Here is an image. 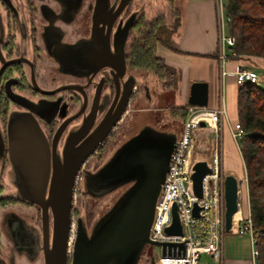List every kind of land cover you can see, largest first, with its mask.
Wrapping results in <instances>:
<instances>
[{"label": "water", "instance_id": "95a60500", "mask_svg": "<svg viewBox=\"0 0 264 264\" xmlns=\"http://www.w3.org/2000/svg\"><path fill=\"white\" fill-rule=\"evenodd\" d=\"M124 2L125 0L122 1L121 6ZM106 44L108 45V42ZM64 53L66 52L59 50L55 55L63 58V56L66 57ZM110 55L108 46L102 52L96 50L89 52V57L97 58V60L105 59L101 63L111 66L116 72L114 74L116 90L117 94L121 93L119 102L115 105L118 99L115 97L104 116L98 120L102 105L98 103L100 90H97L92 106L84 114L80 126L69 135L64 160L53 164V175L49 181L46 199L48 183L46 173L49 162L43 158L45 146L37 133L38 122L30 112H16L9 118L8 150L14 157V165L23 173L21 180L23 193L40 202L43 207L44 264H69V254H71L70 264H138L146 244H160L152 240L149 234L157 199L169 170L171 155L182 130L165 129L147 122L121 140L115 146L110 158L88 171L86 185L91 195H103L116 191L119 187H124V189L115 199V203L113 202V207L97 223H94L91 229L87 227L82 217H78L75 236L69 240V229L73 230L72 209L77 179L81 173L85 172L83 169L85 161L97 151L125 114L136 83L134 76L129 79L124 78L126 73L124 51L121 50L117 64L112 60L109 61ZM35 88L43 93H52L64 88L77 89L79 87L63 85L54 90H46L40 86H35ZM17 101L30 111L34 110L33 102L26 99H17ZM187 103L207 106V81L195 80L191 83ZM85 104H87V99ZM84 107L85 105L82 110ZM82 110L70 117L68 121L78 117ZM201 124L204 125L206 122L201 121ZM197 138L196 135L195 142ZM2 145L0 136V146ZM208 153L206 157H191L192 189L198 197L203 196L204 176L212 170L209 165L212 150ZM239 196V179L235 174L225 172L224 225L226 231L232 229L234 215L239 211ZM48 207L51 208L54 224L51 246L48 242ZM199 209L200 207L195 202L193 213L198 215ZM172 212V223L166 227V231L180 234L182 224L176 204L173 205ZM151 264H155L154 258Z\"/></svg>", "mask_w": 264, "mask_h": 264}, {"label": "flooded vegetation", "instance_id": "af4514ba", "mask_svg": "<svg viewBox=\"0 0 264 264\" xmlns=\"http://www.w3.org/2000/svg\"><path fill=\"white\" fill-rule=\"evenodd\" d=\"M122 1L0 0V69L3 67L0 70V136L3 142L2 147L0 146V157L5 164H11L12 174L19 181L16 194L1 192L5 199L0 206L2 209V211L0 210L2 213V222L0 220V223H3L4 230L5 223L11 230V235L5 231L6 238L10 242L7 243L8 252L6 251L5 256L10 263L14 254H18L19 258L28 257L29 260L33 257L30 261L33 263L37 256H30L31 252L28 253L29 249H33L36 253L41 254L44 264L45 239L42 204L24 195L21 182L23 173L14 165V157L8 150L9 118L16 113L14 111L19 106L21 109L17 113L30 112L40 125L37 133L45 146L43 158L49 162L46 173L48 179L46 199L49 181L53 175V164L64 160V151L69 135L80 126L84 114L92 106L97 90H100L98 103L102 105L98 120L104 116L115 97H118L115 105L118 104L121 97V93L117 94L116 90L114 80L116 72L111 66L101 63L105 59L97 60V58L89 57L90 50L102 52L108 46L111 52L109 61L112 60L116 64L120 52L123 50L126 64L124 78L135 77V73L131 70L134 66L130 51L134 39L139 34V24L149 25L160 16L159 14L155 18H148V12L152 13L153 10V6L151 5L150 8L148 5L152 0H125L121 6ZM168 1L174 7L176 6L174 0ZM17 3L23 4L26 10L24 18L28 23L25 20L26 27L24 29ZM59 50L65 51L66 57L55 55ZM102 55L104 56V54ZM100 64L102 65L100 66ZM62 72H68L71 79L63 81L62 83L65 84L62 85H45L55 79L57 73ZM63 85H77L79 88H64L52 93H43L35 88V86H40L46 90H54ZM137 93L149 101L151 93L148 85L145 84L143 88H140L135 83L125 114L131 109ZM17 99L33 102L34 110L30 111ZM41 99H45V101H41ZM86 99L87 104H85ZM43 104L50 108L52 114L47 116L43 110L39 111L40 105L43 107ZM84 105V110H82ZM37 107L39 108L36 111ZM81 110L78 117L68 121L70 117ZM125 114L97 149L96 153L99 157L108 144L115 148L119 135L126 130ZM93 156L94 153L85 161L84 165ZM47 222L48 242L51 246L54 224L50 207H48ZM22 223L25 224L22 225ZM72 231L70 228L69 240L72 239ZM1 238L0 225V246ZM9 257L11 258L9 259ZM70 261L71 254L68 255L69 264Z\"/></svg>", "mask_w": 264, "mask_h": 264}, {"label": "built area", "instance_id": "2783aa9c", "mask_svg": "<svg viewBox=\"0 0 264 264\" xmlns=\"http://www.w3.org/2000/svg\"><path fill=\"white\" fill-rule=\"evenodd\" d=\"M215 5L219 28L218 54L221 73L225 76L228 72L226 63L230 55L233 54L231 47L234 45L235 39L232 34L226 31L231 21L226 3L224 0H215ZM234 75L238 86L247 82L260 83L262 80L259 74L248 67L236 68ZM188 109L189 113L171 155L169 170L157 199L154 220L150 229V238L159 242L160 244L157 245L161 248L160 255L154 257L155 264H199L203 253L209 254L216 261H220L222 258V239L226 232L222 140L220 139L219 150L216 148L212 152L209 162L212 170L203 178L202 197L193 193L191 153L197 130L201 127V121L206 122V125L215 133H219L217 123L227 116L224 95L221 94L220 104L215 109L190 104ZM243 134L240 122H235L232 125V136L237 144ZM195 202L200 207L198 215L193 213ZM174 204L177 205L182 224V233L180 234L166 231V227L172 223ZM240 209L241 201H239ZM235 225H237L236 228ZM231 230L249 235L252 256L256 260L259 255L256 246L257 232L253 227L250 213L233 220Z\"/></svg>", "mask_w": 264, "mask_h": 264}, {"label": "crops", "instance_id": "0c3cea01", "mask_svg": "<svg viewBox=\"0 0 264 264\" xmlns=\"http://www.w3.org/2000/svg\"><path fill=\"white\" fill-rule=\"evenodd\" d=\"M184 7L185 11L181 13L182 22L172 37L174 48L158 42L157 54L176 69L177 83L174 88V102L176 105L181 106L188 101L190 85L195 80L208 82L207 107L211 109H215L220 104L221 94L223 93L227 116L217 123L221 136H223L221 137L223 142V169L224 172L235 174L242 181L240 187L243 190L240 189L242 190L243 202L240 216H247L250 213V208L246 170L239 145L232 136V125L239 120L237 107L238 85L235 81L234 70L238 67H248L259 74L257 69H264V58L255 59L258 66L251 67L245 66L243 60L231 57L226 63L228 72L223 76L218 54L219 28L215 0H188ZM149 101L152 104H157L160 99L159 96L151 93ZM133 102L129 110L131 119L134 116L133 111L137 99ZM207 129L206 124H201L197 131V137L206 134ZM198 140L202 141L197 139V142ZM207 142V140H204L203 144L200 143V146L207 147ZM215 263L256 264V260L252 256L249 235L240 234L235 230L226 231L222 239V258L220 261L215 260Z\"/></svg>", "mask_w": 264, "mask_h": 264}, {"label": "trees", "instance_id": "16d2710c", "mask_svg": "<svg viewBox=\"0 0 264 264\" xmlns=\"http://www.w3.org/2000/svg\"><path fill=\"white\" fill-rule=\"evenodd\" d=\"M226 6L231 16L228 30L235 39L231 47L232 58L240 59L243 54L264 57V0H227ZM175 11L172 26L161 15L149 25L139 24V34L130 51L134 67L151 70L163 81L165 88L173 89L177 83L176 69L157 54V43L174 48L172 37L182 22L180 11ZM237 107L244 132L238 145L246 170L250 217L257 232L259 255L256 264H264V86L251 82L241 85L237 93ZM177 108L184 116L185 107ZM1 191L0 186V205L5 199Z\"/></svg>", "mask_w": 264, "mask_h": 264}, {"label": "rangeland", "instance_id": "374dc122", "mask_svg": "<svg viewBox=\"0 0 264 264\" xmlns=\"http://www.w3.org/2000/svg\"><path fill=\"white\" fill-rule=\"evenodd\" d=\"M187 1L188 0H174V3L176 5L174 7L173 4L169 1L167 2V0H152L148 5L150 8L152 5L153 10L152 13L148 12V18L149 19H151V17L155 18L156 15L160 14L161 16H163L164 21L168 25L172 26L175 23V15H176L175 12L177 11V10L175 11V8L178 7L181 13H183V11H185L184 5ZM224 2L227 4V0H224ZM17 5L19 6L20 9L21 18L24 21V22L22 21V27L24 29L26 27L25 20L27 21V19L24 18V14L26 10L23 4L21 5L17 3ZM137 6H139V3H137ZM226 31L227 33L229 32L228 27ZM233 55L230 56L229 59L233 57ZM257 58H264V57L243 54L240 57V60H243L242 62L243 64H245V66L253 67V66H258L257 62L255 61V59ZM131 70L135 73L136 85L140 88H143V85L147 84L150 93H154L155 95L159 96L160 101L157 104L156 103L152 104L150 101H147L143 96H139L140 94L137 93V95L135 96V99H137V103H135L136 106L134 107L135 110L133 111L134 116L131 119L129 111L125 114L126 118L124 120L127 124V127L126 130L123 133H121V135H119L118 141L116 140V145L121 140H123L127 135L134 132L140 125L146 122L151 123L157 127H162L165 129L175 128L178 131H181L184 126V121L186 120L187 115L189 113V109H188L189 104L187 103V101L186 103L181 105L185 107L184 111L186 112L185 115L182 116L181 115L182 111H180V109L177 108L179 105H176L174 102L175 90L173 88H165L163 86V81L149 69L132 67ZM257 72L259 73V76L262 78L260 83L262 84V86H264V69L259 68L257 69ZM68 74H69L68 72L57 73L55 79L48 82L47 84H45L46 83L45 82L44 84L46 86L65 84L62 82L71 79V76H69ZM239 87L240 86H238V89ZM41 101H45V99H41ZM40 106H41L40 107L41 109H39L40 112L41 110H43V112L47 116L52 114L50 108H48L47 106L45 107V104H43V107L42 105ZM38 108L39 107H37L35 110L37 111ZM147 108L148 110H146ZM20 109L21 108L17 106L14 112L20 111ZM38 126L40 125L38 124ZM218 130L219 133L217 134L213 130H211L210 127H208L206 134H203L201 137L197 138V139H201L202 141L198 140V142H195L193 146L194 150L192 149L191 157H197V158L206 157L209 154L208 153L209 150H212V152L216 148L219 150L222 140L221 137L223 136H221L219 128ZM204 140L208 141L207 142L208 144L206 143L207 147L200 146V143L203 144ZM111 146L112 145L108 144V146L101 152L100 155L102 158L99 157L98 153L95 152L94 156L91 157V159H89L86 165L83 166L85 172L81 173L80 177L77 179L74 202H73V230H74L72 231L73 238L75 236L76 220L78 217H82L84 223H86L87 227L91 229L92 225L94 223H97L98 220L113 207V204L115 203L114 201H116L115 199L124 189V187H119V189H117L116 191H112L110 193H106L99 196H93L91 195L90 191L87 190L86 178L88 175V171L98 167L101 162H104L106 159L111 157L112 151L115 149L112 148ZM17 182L19 181L12 174L11 164L10 163L5 164L3 159H1L0 157V186L2 187L1 192L4 194H9V193L16 194L18 189ZM240 182L242 181L239 180V183ZM241 189L243 190V188ZM241 189H240L239 201H241V206H242L243 195ZM0 210L2 211L1 207ZM240 215H241V209L239 210L238 218L240 217ZM0 220L2 222L1 212H0ZM24 224L25 223H22V225ZM0 225L2 231V238H1L2 243L0 246V264H43L41 254L36 253L33 249L28 250V253L31 252L30 256L33 255L37 256L36 260L33 263L30 262L33 259V257H31L30 260L27 259L28 257L19 258L18 254H14V258L9 257V259L10 258L12 259L10 263L8 258L5 256L6 251L8 252L7 243L9 242L6 238L5 231L9 235H11V230L7 223H5V230L4 227H2L3 223H0ZM160 252H161V248L158 245L146 244L138 264H151V260L155 256L158 257L160 255ZM199 264H216V263L214 258H212L209 254L203 253L200 258Z\"/></svg>", "mask_w": 264, "mask_h": 264}, {"label": "bare ground", "instance_id": "6f19581e", "mask_svg": "<svg viewBox=\"0 0 264 264\" xmlns=\"http://www.w3.org/2000/svg\"><path fill=\"white\" fill-rule=\"evenodd\" d=\"M238 216H239V211L235 213V215H234V220H236V219L238 218ZM73 231H74V230H73Z\"/></svg>", "mask_w": 264, "mask_h": 264}]
</instances>
